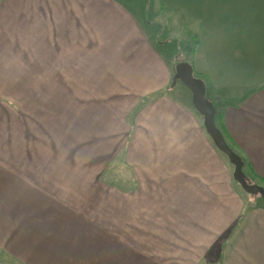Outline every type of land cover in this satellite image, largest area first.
Here are the masks:
<instances>
[{
  "label": "crops",
  "instance_id": "0c3cea01",
  "mask_svg": "<svg viewBox=\"0 0 264 264\" xmlns=\"http://www.w3.org/2000/svg\"><path fill=\"white\" fill-rule=\"evenodd\" d=\"M133 10L0 0V264H264V206ZM173 25L264 180V0H172Z\"/></svg>",
  "mask_w": 264,
  "mask_h": 264
},
{
  "label": "water",
  "instance_id": "95a60500",
  "mask_svg": "<svg viewBox=\"0 0 264 264\" xmlns=\"http://www.w3.org/2000/svg\"><path fill=\"white\" fill-rule=\"evenodd\" d=\"M178 82L186 86L193 95V105L196 111L205 119V128L213 140L216 148L224 154L234 166V180L243 191L250 196L260 197L264 202V187L253 184L244 172L245 163L229 146L223 132L216 124V110L213 103L207 98L206 83L195 76L194 69L190 63L182 62L176 66L172 87Z\"/></svg>",
  "mask_w": 264,
  "mask_h": 264
},
{
  "label": "rangeland",
  "instance_id": "374dc122",
  "mask_svg": "<svg viewBox=\"0 0 264 264\" xmlns=\"http://www.w3.org/2000/svg\"><path fill=\"white\" fill-rule=\"evenodd\" d=\"M128 6L134 7V12L139 15L140 20L147 28L153 37H157V43L164 51H169V58L172 60L176 58V62L190 59L192 55V49L195 45V38L191 36L187 41L184 39L183 42H178V46H174L175 41L172 39V35L178 33L177 28L172 27V0H124ZM174 2H183V0H173ZM179 15L185 16V13L180 10ZM162 20L166 23H160ZM151 23V26L148 24ZM177 37V36H175ZM170 38V42L166 40ZM178 39V38H177ZM17 97L25 98L26 94L23 90V95L21 90L17 91ZM30 97L34 95L29 94ZM248 178V177H247ZM253 184L260 185L264 187V184L257 182L255 179L248 178ZM242 192H244L242 190ZM244 194H246L244 192ZM248 200V206H260L263 205V201L260 197L245 195Z\"/></svg>",
  "mask_w": 264,
  "mask_h": 264
},
{
  "label": "trees",
  "instance_id": "16d2710c",
  "mask_svg": "<svg viewBox=\"0 0 264 264\" xmlns=\"http://www.w3.org/2000/svg\"><path fill=\"white\" fill-rule=\"evenodd\" d=\"M194 55H195V48L192 49V56H194ZM182 62H187V63H189V59H186V60H183V61H179V62H177L176 66H177L179 63H182ZM190 64H191V63H190ZM175 70H176V67H175ZM174 75H175V74H174ZM195 76L199 78V76H197V75H195ZM158 95H161V94H158ZM259 181H260V183L264 184V180H262V179L259 178ZM262 201H263V200H262ZM263 204H264V202H263Z\"/></svg>",
  "mask_w": 264,
  "mask_h": 264
}]
</instances>
